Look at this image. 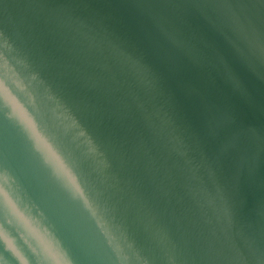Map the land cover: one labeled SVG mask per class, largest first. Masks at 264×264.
<instances>
[{"label":"water","instance_id":"water-1","mask_svg":"<svg viewBox=\"0 0 264 264\" xmlns=\"http://www.w3.org/2000/svg\"><path fill=\"white\" fill-rule=\"evenodd\" d=\"M0 264H264V0H0Z\"/></svg>","mask_w":264,"mask_h":264}]
</instances>
